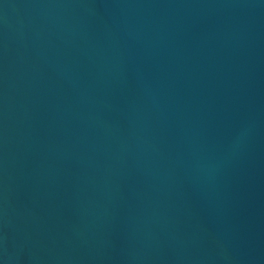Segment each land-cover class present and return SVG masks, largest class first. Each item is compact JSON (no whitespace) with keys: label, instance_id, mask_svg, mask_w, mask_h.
Returning <instances> with one entry per match:
<instances>
[{"label":"water","instance_id":"1","mask_svg":"<svg viewBox=\"0 0 264 264\" xmlns=\"http://www.w3.org/2000/svg\"><path fill=\"white\" fill-rule=\"evenodd\" d=\"M0 264H264V0H0Z\"/></svg>","mask_w":264,"mask_h":264}]
</instances>
